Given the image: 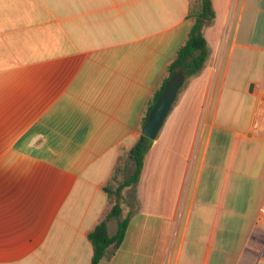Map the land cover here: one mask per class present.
I'll return each instance as SVG.
<instances>
[{
	"label": "crops",
	"instance_id": "0c3cea01",
	"mask_svg": "<svg viewBox=\"0 0 264 264\" xmlns=\"http://www.w3.org/2000/svg\"><path fill=\"white\" fill-rule=\"evenodd\" d=\"M200 0H0V264H91L104 187ZM210 55L122 192L99 264H264V0H213ZM130 196L134 199H130Z\"/></svg>",
	"mask_w": 264,
	"mask_h": 264
},
{
	"label": "trees",
	"instance_id": "16d2710c",
	"mask_svg": "<svg viewBox=\"0 0 264 264\" xmlns=\"http://www.w3.org/2000/svg\"><path fill=\"white\" fill-rule=\"evenodd\" d=\"M190 17L194 20V24L189 38L184 46L179 50L174 62L170 65L169 77L156 92L153 100L148 106V110L146 111L142 121V133L139 139L128 150V152L123 155L126 159L125 164H131L133 166L132 172L129 176L125 177L123 181L119 182L116 187H113L111 183L104 187L110 198L115 197V202L105 217L100 220L88 234V238L91 241L94 250L91 264H99L105 257L108 249L110 247L118 248L125 238L129 224V216L119 220L117 232L113 236H110L108 233V222L112 218H119L122 215L123 209L121 198L123 190L127 187H135L140 180L146 154L154 142V140L143 134V126L147 122L151 109L162 94L168 79L177 68H180L183 74L190 78L200 73L206 65L210 55V50L203 30L204 27L211 23L215 18L213 0H200L199 7L192 8ZM185 82L186 80L184 79V83ZM123 156L116 165L111 181L117 179L116 175Z\"/></svg>",
	"mask_w": 264,
	"mask_h": 264
},
{
	"label": "water",
	"instance_id": "95a60500",
	"mask_svg": "<svg viewBox=\"0 0 264 264\" xmlns=\"http://www.w3.org/2000/svg\"><path fill=\"white\" fill-rule=\"evenodd\" d=\"M184 83V74L177 68L168 79L166 86L151 109L147 122L143 126V134L155 140L174 105Z\"/></svg>",
	"mask_w": 264,
	"mask_h": 264
},
{
	"label": "rangeland",
	"instance_id": "374dc122",
	"mask_svg": "<svg viewBox=\"0 0 264 264\" xmlns=\"http://www.w3.org/2000/svg\"><path fill=\"white\" fill-rule=\"evenodd\" d=\"M184 79L187 81L189 79V77L184 75ZM125 162H126V159H125V156H123V158L120 162V165H119V170H118L117 175H116L117 179L112 181L113 187H116L119 182L123 181L125 177L129 176L133 170V166L131 164H125ZM130 199H132V201H134V199L131 196H130Z\"/></svg>",
	"mask_w": 264,
	"mask_h": 264
},
{
	"label": "built area",
	"instance_id": "2783aa9c",
	"mask_svg": "<svg viewBox=\"0 0 264 264\" xmlns=\"http://www.w3.org/2000/svg\"><path fill=\"white\" fill-rule=\"evenodd\" d=\"M260 110L264 113V96L260 99Z\"/></svg>",
	"mask_w": 264,
	"mask_h": 264
}]
</instances>
